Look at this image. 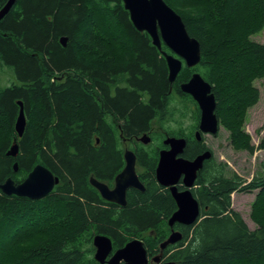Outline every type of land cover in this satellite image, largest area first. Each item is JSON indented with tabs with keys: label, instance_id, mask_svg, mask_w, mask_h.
Segmentation results:
<instances>
[{
	"label": "trees",
	"instance_id": "16d2710c",
	"mask_svg": "<svg viewBox=\"0 0 264 264\" xmlns=\"http://www.w3.org/2000/svg\"><path fill=\"white\" fill-rule=\"evenodd\" d=\"M164 1L200 44L199 63L183 66L173 83L161 51L135 29L122 0H15L0 19V183L20 182L36 164L58 177L39 199L0 190V246L28 241L10 263L0 250V264H101L96 235L107 236L113 251L140 239L150 258L162 250V261L175 264H264V159L250 180L213 154L206 159L191 189L199 205L192 225L169 226L176 204L155 179L163 138H194L199 109L179 87L193 72L210 84L231 148L264 149V133L254 145L244 129L260 96L254 82L264 78V42L252 37L264 31V0ZM17 101L26 120L20 137ZM143 133L151 137L146 145L134 140ZM126 138L144 190L127 189L119 206L89 178L111 186ZM14 142L12 157L6 152ZM189 145L187 158L210 149L204 140ZM234 192H255L254 229L232 208ZM171 230L180 240L161 249Z\"/></svg>",
	"mask_w": 264,
	"mask_h": 264
},
{
	"label": "water",
	"instance_id": "95a60500",
	"mask_svg": "<svg viewBox=\"0 0 264 264\" xmlns=\"http://www.w3.org/2000/svg\"><path fill=\"white\" fill-rule=\"evenodd\" d=\"M15 0H7L0 8V19L7 13ZM124 9L127 10L133 26L138 31H145L151 38L152 44L161 51L168 69V82L173 83L183 66L188 68L196 66L200 61L199 41L191 37L181 16L172 9L164 0H122ZM66 36L60 37V42L65 45ZM162 43L169 49V53L161 49ZM181 92L191 96L199 109V132L215 135L219 129V119L215 114L216 100L211 91L210 84L205 81L198 72H193L190 77L180 83ZM18 115L14 124L18 137L22 136L25 128V116L21 101ZM147 136L140 137V141L146 143ZM163 144L168 148L159 152L158 162L155 168V179L158 184L169 187L171 196L176 203V209L168 220L169 226L174 223L192 225L199 216V205L191 193L197 170L203 161L210 158L211 152L204 151L193 159L181 156L185 146V140L181 137L167 136ZM18 145L14 142L7 155L15 157ZM124 166L114 177V186L109 188L107 184L89 178L90 184L97 189L100 196L109 202L120 206L126 205V191L135 188L143 191L144 186L140 182L136 172V156L128 148L124 151ZM13 171H17V162L13 163ZM182 176L185 189L179 191L176 183ZM58 182L48 168L36 164L20 182L16 183L11 177H7L0 183V190L7 195H16L30 199H39L48 194ZM181 233L171 230L169 236L160 244L164 249L168 244H174L181 238ZM95 248L94 258L103 264H148L149 257L142 240L132 239L123 247L113 251L111 240L104 235H96L93 238ZM161 254V253H160ZM159 255L151 258V261L159 263ZM160 264H175L173 261H163Z\"/></svg>",
	"mask_w": 264,
	"mask_h": 264
},
{
	"label": "rangeland",
	"instance_id": "374dc122",
	"mask_svg": "<svg viewBox=\"0 0 264 264\" xmlns=\"http://www.w3.org/2000/svg\"><path fill=\"white\" fill-rule=\"evenodd\" d=\"M252 37L256 41L264 42V31ZM0 76L3 77L4 75ZM254 84L258 87L260 96L258 102L247 110L244 129L250 135L252 143L256 145L260 136L264 133V78L256 80ZM204 141L216 159L225 161L229 169L246 180H250L258 171L259 162L264 159V149H255L252 153L232 149L228 142V132L221 125L217 135L206 134L204 135ZM124 146L126 147L127 144L125 143ZM254 193L234 192L231 194L232 208L240 213L250 229L255 228V224L249 217ZM26 237H19L16 241H7L2 244L3 246H0V250L5 253L3 261L8 262L21 252L28 242Z\"/></svg>",
	"mask_w": 264,
	"mask_h": 264
},
{
	"label": "flooded vegetation",
	"instance_id": "af4514ba",
	"mask_svg": "<svg viewBox=\"0 0 264 264\" xmlns=\"http://www.w3.org/2000/svg\"><path fill=\"white\" fill-rule=\"evenodd\" d=\"M194 103H195V101H194ZM196 104V103H195ZM196 106H197V104H196ZM195 110V109H194ZM194 116H195V114H194ZM194 116L193 117H190L191 118V120L193 121V123H194V121H195V119H194ZM190 120V119H189ZM188 120V121H189ZM198 122H199V120L197 121V123H196V129H194L193 130V139H191V140H187L185 137H183V136H175V137H181V138H184V140H185V146H184V148H183V152H182V154H180L179 156H181V157H183V158H186V159H193V158H195L197 155H200V154H202L204 151H206V150H209L210 152H211V155L213 154L212 153V151H211V149H208V148H206V149H204V151H202V152H200V153H197L193 158H187V157H184L183 156V153H184V150H186V148L187 147H189L190 148V143H192L193 141H196V142H199V143H202L203 142V140H204V135H206V133H202V132H199V134L197 135L196 133H197V130H198ZM147 136L149 139H148V141L146 142V143H144V142H142V141H140V137H143V136ZM216 135V134H215ZM140 137H137L136 139L134 138V140L135 141H138V142H140V143H142V144H144V145H146V144H148V143H150L151 142V137H150V135H149V133H143ZM167 136H165L164 138H163V140L166 138ZM203 139V140H202ZM163 140H162V143H163ZM205 142V141H204ZM123 143L125 144H128L129 143V139H125V140H123ZM164 145V144H163ZM126 148H128L127 146L126 147H124V150H123V155H124V151H125V149ZM165 148H168V146H166V145H164V147H162V148H160V150H159V152L162 150V149H165ZM128 149H130V148H128ZM130 150H132V149H130ZM133 151V150H132ZM134 152V151H133ZM159 152H158V158H159ZM135 154V153H134ZM136 156V155H135ZM211 157V156H210ZM123 158H124V156H123ZM205 161V160H204ZM203 161V162H204ZM157 162H158V160H157ZM124 163H125V161H124ZM157 165V164H156ZM156 168V167H155ZM137 170H138V166H137V158H136V172H137ZM198 171L199 170H197V173H198ZM197 173H196V176H197ZM137 175H138V173H137ZM195 181H196V179H195ZM141 182V181H140ZM157 182V181H156ZM108 186V185H107ZM113 186H114V179H113V183L111 184V186H108L109 188H113ZM144 186V185H143ZM195 186V182H194V185L191 187V189L193 188ZM165 187V186H164ZM176 187H177V189L179 190V191H182V190H184L185 189V186H184V184H183V182H182V176H181V178H179V180H178V182L176 183ZM165 188H167L168 190H169V187H165ZM169 192H170V190H169ZM171 194V193H170ZM173 198V197H172ZM106 201V200H105ZM107 202H109V201H107ZM110 203H113V202H110ZM114 204H116V203H114ZM176 204V203H175ZM118 205V204H117ZM120 206V205H119ZM177 208V207H176ZM175 231V230H174ZM177 231H179V230H177ZM180 232V231H179ZM161 253V254H160ZM159 254H160V256H159V263H154V262H150L149 264H160V263H162L163 261H162V250L159 252ZM159 254H157V255H159Z\"/></svg>",
	"mask_w": 264,
	"mask_h": 264
}]
</instances>
